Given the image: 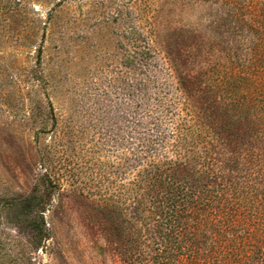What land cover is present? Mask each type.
<instances>
[{"label":"rangeland","instance_id":"rangeland-1","mask_svg":"<svg viewBox=\"0 0 264 264\" xmlns=\"http://www.w3.org/2000/svg\"><path fill=\"white\" fill-rule=\"evenodd\" d=\"M209 11L201 0H0V264H126L145 61L163 73L178 29L203 31ZM149 45L160 52L145 58ZM40 195L42 252L18 216Z\"/></svg>","mask_w":264,"mask_h":264},{"label":"trees","instance_id":"trees-1","mask_svg":"<svg viewBox=\"0 0 264 264\" xmlns=\"http://www.w3.org/2000/svg\"><path fill=\"white\" fill-rule=\"evenodd\" d=\"M201 1L203 31L178 29L163 73L145 61L126 264H264V0ZM45 196L18 213L41 252Z\"/></svg>","mask_w":264,"mask_h":264}]
</instances>
